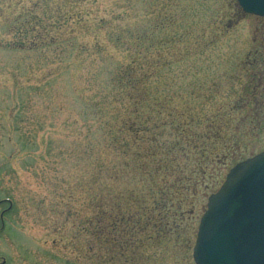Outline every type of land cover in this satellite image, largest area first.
Instances as JSON below:
<instances>
[{
  "label": "rangeland",
  "instance_id": "374dc122",
  "mask_svg": "<svg viewBox=\"0 0 264 264\" xmlns=\"http://www.w3.org/2000/svg\"><path fill=\"white\" fill-rule=\"evenodd\" d=\"M240 11L236 0H0V264H195L210 195L264 151V19ZM129 76L144 88L136 105L118 85ZM164 106L201 118L199 135L223 111L227 159L202 165L179 234L138 225L143 248L132 238L121 260L96 212L130 197L135 212L136 198L173 181L141 174L173 145ZM176 157L180 173L199 160Z\"/></svg>",
  "mask_w": 264,
  "mask_h": 264
},
{
  "label": "trees",
  "instance_id": "16d2710c",
  "mask_svg": "<svg viewBox=\"0 0 264 264\" xmlns=\"http://www.w3.org/2000/svg\"><path fill=\"white\" fill-rule=\"evenodd\" d=\"M19 45L26 44L21 42ZM140 63L141 60L135 61V67H133L134 65L131 66L132 68L129 69V71L138 72L139 66L141 67ZM129 71H126L120 76L130 74L128 73ZM142 77L144 80L149 79L148 76ZM139 84V80L131 76H129V79H123V77L118 79L120 90L131 89L132 94L133 92L138 94V96H132V94L129 96L130 102L134 105L140 103V98L144 95V88L139 86ZM247 104L250 105L251 103L249 102ZM232 110L237 111L234 107ZM257 113L258 110L250 109L246 112V116L252 121H259ZM161 114H164L163 119H165L166 122L163 127L169 126L172 128L174 138L172 140L173 143L171 144L173 145H169L168 153L166 154L164 149H166L167 146H165L166 144L162 146L160 141L161 148H163L162 156H158V154H160V150L157 147L156 155L149 157L150 159L146 158L147 161L152 160L148 165L145 163L141 165L142 173H140L145 176V180L156 182L155 179H159L158 175L160 170H163L166 184L170 179H173V181L170 182L167 187L159 186V188L155 189L154 192H151L149 194V198L152 199V201H150L146 196L143 197L144 202H142L140 198H136L134 200L135 212L131 209V197L128 199L129 201L127 203H121L119 208H117V204L113 205L109 210H104V207L99 206L98 211L96 212L97 223H99L101 227L104 226V231L107 234L105 238L108 237L109 239L110 237L109 250L113 252L115 257H118L121 260L126 256L127 251L130 249L127 247L132 238H136V242L142 244V241L137 236L139 229L138 225H140L143 229H147L150 225L153 226L155 232H151L150 234L154 238L171 235L175 236L176 233L179 234L181 232V222L183 221V217L186 216V211L183 206L186 204V194L196 193L198 185L203 182V177H206V172L201 170L202 165L207 166V163L213 161L214 158L220 160L227 159V151L224 153L225 157L223 155H218L217 153L220 148L227 150L230 147L229 141H225L226 145L221 144L220 141L222 138L219 137L220 133L224 136L223 129L231 125L229 117H227L223 111L215 114L212 118L215 122L217 121L220 123V125L216 127V130L212 125L207 124V127L202 129L204 132L200 135L198 129L206 124L203 123L201 118L197 119L193 116V119L191 120L189 117L184 116V112L181 114L176 113L173 107L165 106L163 107ZM148 121L150 122V120ZM212 131H216L217 136H215L216 133L214 135L211 134L210 132ZM184 151H186L187 160H190L191 158L190 153H192L194 157H197L199 160H194L193 164H195V166L192 170L190 168L186 169L185 173L184 171L180 173V171L177 170L178 165H174L176 161L179 160V158L176 157L177 153L184 155ZM164 155L165 157H163ZM164 159H170V163L172 164V167L176 169L177 173L172 172L170 165L162 163ZM241 160L243 159H240L239 161ZM153 164H155V166H153ZM137 204L139 205L138 208H136ZM108 219H110V226H107ZM134 233L135 236L132 235ZM139 247L143 248V244L139 245ZM113 259L114 258H111V260Z\"/></svg>",
  "mask_w": 264,
  "mask_h": 264
},
{
  "label": "water",
  "instance_id": "95a60500",
  "mask_svg": "<svg viewBox=\"0 0 264 264\" xmlns=\"http://www.w3.org/2000/svg\"><path fill=\"white\" fill-rule=\"evenodd\" d=\"M264 17V0H237ZM196 264H264V151L236 164L210 195L201 217Z\"/></svg>",
  "mask_w": 264,
  "mask_h": 264
},
{
  "label": "flooded vegetation",
  "instance_id": "af4514ba",
  "mask_svg": "<svg viewBox=\"0 0 264 264\" xmlns=\"http://www.w3.org/2000/svg\"><path fill=\"white\" fill-rule=\"evenodd\" d=\"M2 223H3V224H2V228H4V226H5V223H4V221H3V220H2Z\"/></svg>",
  "mask_w": 264,
  "mask_h": 264
}]
</instances>
